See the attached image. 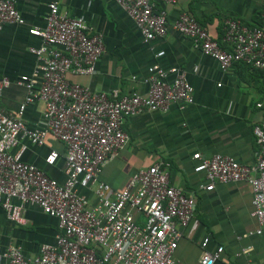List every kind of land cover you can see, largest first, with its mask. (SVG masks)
Instances as JSON below:
<instances>
[{
    "label": "built area",
    "instance_id": "1",
    "mask_svg": "<svg viewBox=\"0 0 264 264\" xmlns=\"http://www.w3.org/2000/svg\"><path fill=\"white\" fill-rule=\"evenodd\" d=\"M113 1L133 21L143 44L150 45L166 35V13L156 5L174 4L175 0ZM58 4V0H49L44 26L28 29L40 45L29 48L37 62L34 72L14 82L24 90L23 101L15 112L0 108V209L8 222L23 226L25 209L36 207L56 220L57 233L52 244H42L30 256L24 255L20 246H0V264H180L174 257L181 238L179 229L192 221L195 198L170 184V164L157 161L137 170L121 191L100 181L99 175L129 142L123 129L127 118L165 114L173 105L183 111L193 104V89L183 71L164 69L157 63L140 80L146 87L143 94L119 96L116 90L106 94L70 83L68 74L95 73L104 52L103 36L90 32L83 19L61 13ZM6 24L24 25L13 0H0V30ZM172 29L191 39L222 72L235 63L264 71L262 28L225 20L222 42L230 49H224L187 13L178 16ZM163 54L155 52L154 57ZM11 83L0 77V96ZM35 102L43 105V129H29L24 122L27 106ZM48 135L64 147L62 183L22 160L27 149L22 141L40 146ZM252 136L257 147L253 164H242L229 156L194 153L193 171L204 176V183L197 187L201 191L213 190L217 184H248L255 234L261 235L264 121L253 125ZM58 158V152L52 150L44 163L52 166ZM208 243L209 238L200 243L199 264H215L221 259L223 248L210 251Z\"/></svg>",
    "mask_w": 264,
    "mask_h": 264
},
{
    "label": "crops",
    "instance_id": "2",
    "mask_svg": "<svg viewBox=\"0 0 264 264\" xmlns=\"http://www.w3.org/2000/svg\"><path fill=\"white\" fill-rule=\"evenodd\" d=\"M24 25L6 24L0 30V77L11 85L0 96V108L15 112L24 98V90L14 82L22 75H31L36 58L29 48L40 45L38 38L28 34L32 27H43L49 0H13ZM59 11L84 20L92 33L103 36L104 52L92 76L67 75L70 83L89 87L96 92L119 96L133 92L145 93L140 80L148 75L153 64L164 69L183 71L193 89V104L185 110L171 106L165 113H143L127 118L123 129L128 144L101 170L100 181L112 189L126 188L132 175L157 161L170 164V184L195 198V212L181 238L174 257L180 264H199L200 243L209 238L207 249L223 248L215 264H264V229L256 235L257 224L251 216L252 192L244 182L217 184L213 190L201 191L203 174L194 173V153L203 157L229 156L251 165L257 147L252 136L254 124L264 121V71L242 63L222 72L218 63L204 56L191 39L172 29L182 13L191 15L224 49V21L233 20L248 28H262L264 0H175L174 4H157L166 13L167 33L150 45L142 43L133 21L113 0H58ZM151 48L153 49L151 51ZM155 52L164 54L155 58ZM134 78V79H133ZM172 78L169 77V81ZM260 104L261 107H257ZM43 105L35 102L24 112L25 125L32 130L43 129ZM27 146L24 162L41 169L58 183L64 182V147L51 135L40 146ZM59 158L52 166L44 163L50 151ZM83 193V192H82ZM26 224L15 225L6 220L0 209V246L17 245L24 255L38 252L42 244H52L57 233L54 218L36 207L24 212Z\"/></svg>",
    "mask_w": 264,
    "mask_h": 264
}]
</instances>
